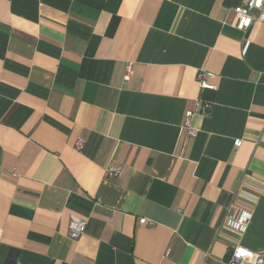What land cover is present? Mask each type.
<instances>
[{
  "label": "crops",
  "instance_id": "1",
  "mask_svg": "<svg viewBox=\"0 0 264 264\" xmlns=\"http://www.w3.org/2000/svg\"><path fill=\"white\" fill-rule=\"evenodd\" d=\"M241 3L0 0V264L264 249V23L239 30ZM201 71L216 90L191 135L184 116L211 94Z\"/></svg>",
  "mask_w": 264,
  "mask_h": 264
},
{
  "label": "built area",
  "instance_id": "2",
  "mask_svg": "<svg viewBox=\"0 0 264 264\" xmlns=\"http://www.w3.org/2000/svg\"><path fill=\"white\" fill-rule=\"evenodd\" d=\"M234 12L238 19L237 28L241 31H248L255 22L264 23V0H242V3L235 7ZM133 74V63L129 62L126 68V78ZM212 77L210 73L201 71L198 75L201 88L204 91L216 90L215 86L208 83V80ZM212 102L200 101L195 111H187L184 116V127L188 129L189 133L194 134L191 124L194 115L198 112L206 113L211 107ZM242 144L241 141L235 142V147L238 148ZM83 142L77 144L78 149L83 148ZM110 176L120 175L119 171L110 172ZM234 208V205L230 209ZM233 219L232 216H228L227 220ZM252 219V213L243 210L240 212L237 219L233 220V228L237 232H244ZM88 221L85 219L72 216L70 223L69 237L72 240L80 239L87 230ZM225 264H264V249L257 252H248L244 248L237 246L228 256V261Z\"/></svg>",
  "mask_w": 264,
  "mask_h": 264
},
{
  "label": "trees",
  "instance_id": "3",
  "mask_svg": "<svg viewBox=\"0 0 264 264\" xmlns=\"http://www.w3.org/2000/svg\"><path fill=\"white\" fill-rule=\"evenodd\" d=\"M213 95L214 94H213L212 91H211V94H206L205 97H204V101L213 103V99H214Z\"/></svg>",
  "mask_w": 264,
  "mask_h": 264
}]
</instances>
